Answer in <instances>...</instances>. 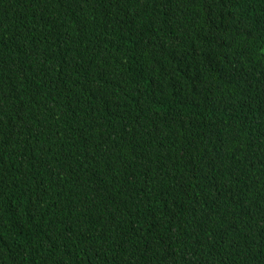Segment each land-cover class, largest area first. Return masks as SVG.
I'll use <instances>...</instances> for the list:
<instances>
[{"label": "trees", "instance_id": "1", "mask_svg": "<svg viewBox=\"0 0 264 264\" xmlns=\"http://www.w3.org/2000/svg\"><path fill=\"white\" fill-rule=\"evenodd\" d=\"M0 264H264V0H0Z\"/></svg>", "mask_w": 264, "mask_h": 264}]
</instances>
